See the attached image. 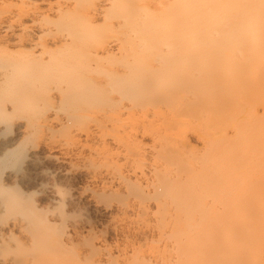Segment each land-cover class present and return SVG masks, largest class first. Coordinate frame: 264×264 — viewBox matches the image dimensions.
<instances>
[{
  "label": "rangeland",
  "instance_id": "374dc122",
  "mask_svg": "<svg viewBox=\"0 0 264 264\" xmlns=\"http://www.w3.org/2000/svg\"><path fill=\"white\" fill-rule=\"evenodd\" d=\"M231 22L225 13L206 22L205 27L212 29L219 24L226 29ZM111 33L104 26L95 39L106 40ZM168 42L165 50L158 49V41L149 50L135 48L134 53L113 49L111 60L121 73L118 88L110 94L101 93L91 107L107 109L118 103V111L110 113L103 129L82 135L85 146H74L67 155L55 151L65 156L59 158L60 164L52 159L41 164L54 171L50 180L61 190L62 200L52 206L54 202H50L48 194L34 193L31 201L46 209L42 211L50 220L52 212L61 214L52 229L63 244L59 246L61 251L44 255L43 264H264V32L248 38L233 33L226 37L209 34L201 39L195 34ZM155 55H164L156 63L167 66L161 76L163 84L159 76L154 78L159 74L154 75L149 67ZM141 72L151 73L147 76L155 81H149L147 89L143 86L144 91L130 90L133 81H143L136 77ZM155 84L161 89L155 90ZM123 107L127 108L120 109ZM177 116L185 121L173 123ZM89 122L87 117H81L74 126ZM112 133L122 141L116 142ZM157 134L168 137L163 148L170 161L167 166L178 165L175 170L183 176L193 172L197 187H193L197 181L184 179L186 184L194 182L193 190H189L191 184H185L183 189L184 180L177 182L181 183L178 194L173 182V188H165L171 194L160 191V182L156 183L158 190L149 187L148 182H158L161 176L153 169L155 163L161 162L158 154L162 144ZM107 149L118 151L114 159L129 178L127 184L112 175L109 155L103 151ZM127 153L136 159H126ZM171 156L177 159L171 160ZM203 160L211 163L208 171L201 168ZM190 163L196 171L189 170ZM141 167L146 175H142ZM34 175L36 178L26 184L29 191L43 180L41 175ZM92 190L97 191L100 208L90 205L88 195ZM233 201L238 209H234ZM106 205L108 211L102 209ZM171 214L188 215L203 223L202 229L195 228L190 235L198 232L200 238H196L198 244L194 241L196 247H191L192 243L185 246V254L188 250L192 254V259L185 262L171 260L175 238L189 237L186 220H174ZM226 234L234 249L227 245ZM164 253L169 258L167 262L160 257ZM51 255L52 259L48 258Z\"/></svg>",
  "mask_w": 264,
  "mask_h": 264
},
{
  "label": "bare ground",
  "instance_id": "6f19581e",
  "mask_svg": "<svg viewBox=\"0 0 264 264\" xmlns=\"http://www.w3.org/2000/svg\"><path fill=\"white\" fill-rule=\"evenodd\" d=\"M225 13L232 20L229 27L222 29L219 24L212 29L205 27L206 22ZM194 25L199 28L193 30L196 28ZM104 26L112 32L111 35L106 40H96ZM263 32L264 0H0V264H37L44 255L57 253L61 249L59 246H63L52 229L61 214L52 212L51 220L48 219V213L44 215L42 211L46 209L34 205L31 197L34 193H45L49 195L50 202H54L52 206L58 204L62 200L61 190L50 180L55 173L47 165L49 169L41 167V164L48 159L58 163L61 161L59 158H65L64 155L72 147L79 144L85 146L82 135L89 136L95 129H103L102 124L110 120V113L118 111V103L114 102L111 103L116 106H107V109L102 107L104 104L100 105L102 108L98 105L97 108L91 107L93 99L101 93L110 94L114 92L112 89L118 88V75L121 73L111 60L113 49L134 53L135 48L149 50L152 43L158 41L161 42L158 49L165 50L169 47L168 40L179 36L191 38L198 34L203 39L209 34L226 37L236 33L239 38H248ZM163 58L164 55H155L149 65L154 75L159 74L154 77L159 76V82H163L161 76L164 77L163 73L167 71V66L156 64ZM143 72L136 76L140 78L138 81H143L135 84L136 81H133L130 90L134 88L141 92L144 88V91L149 81H155L147 76L151 75V71L146 75ZM143 86H147L146 89ZM154 88L157 91L161 89L157 85ZM81 117H87L90 122L74 126L76 119ZM184 121L182 116L172 119L177 124ZM111 135L116 142L122 141L118 134ZM156 138L162 144L158 154L161 162L155 163L153 169L161 176L158 182H148L149 187L169 192L165 188L176 185L174 188L178 189V194L177 186L184 179L194 182L197 179L193 172L183 176L175 170L178 165L167 166L170 161L163 148L168 137L157 134ZM27 140H30L29 143H26ZM58 150L62 151L63 157L56 154ZM103 151L109 155L114 178L127 184L129 178L118 169V162L114 159L118 157V151ZM126 159L136 158L127 153ZM208 160L202 161L204 171L211 169ZM143 167L142 175H146ZM189 168L196 171L192 163ZM34 174L41 175L43 180L40 179L38 188L29 191L30 187L26 184L36 178ZM159 182L161 184H157V188L156 183ZM172 182L175 184L171 186ZM193 183L188 181L186 184L184 180L182 187L185 184H191V188L194 184L196 186L193 187L198 186V181ZM96 197L97 191L92 190L90 197L88 195L90 205L100 208ZM232 204L236 206L232 208L238 209L237 202ZM108 206L111 208V205ZM140 206L145 207L144 204ZM173 206L179 209L175 203ZM102 209L109 210L107 205ZM171 218L186 220L189 237L182 240L175 238L174 257L171 258L172 261L179 262L181 259L185 262L192 259V254H188L190 250L185 254L184 248L191 243V247H196L194 243L198 244L200 235L198 232L190 235L195 228L202 229L203 223L188 215L174 214ZM210 223L214 224V221ZM226 235L227 245L232 246L231 238ZM160 257L165 262L169 260L165 258V253ZM48 258L52 259V255Z\"/></svg>",
  "mask_w": 264,
  "mask_h": 264
}]
</instances>
